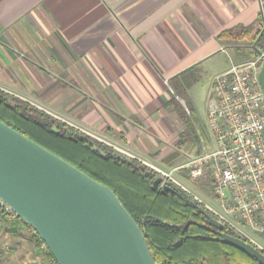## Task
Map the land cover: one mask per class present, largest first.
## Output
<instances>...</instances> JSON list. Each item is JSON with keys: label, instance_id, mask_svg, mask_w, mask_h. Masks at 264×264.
<instances>
[{"label": "crops", "instance_id": "crops-1", "mask_svg": "<svg viewBox=\"0 0 264 264\" xmlns=\"http://www.w3.org/2000/svg\"><path fill=\"white\" fill-rule=\"evenodd\" d=\"M262 32L264 0H0V88L168 173L185 130L174 125L198 126L204 64L230 59L209 108L215 78L253 59ZM0 264H54L1 207Z\"/></svg>", "mask_w": 264, "mask_h": 264}, {"label": "water", "instance_id": "water-1", "mask_svg": "<svg viewBox=\"0 0 264 264\" xmlns=\"http://www.w3.org/2000/svg\"><path fill=\"white\" fill-rule=\"evenodd\" d=\"M259 79L264 91V65ZM8 105L15 106L12 101ZM95 150L106 157L100 147ZM0 200L36 231L57 264H160L140 225L110 186L2 120ZM201 211L220 240L264 264V253L255 245L240 234H228L226 221Z\"/></svg>", "mask_w": 264, "mask_h": 264}, {"label": "trees", "instance_id": "trees-1", "mask_svg": "<svg viewBox=\"0 0 264 264\" xmlns=\"http://www.w3.org/2000/svg\"><path fill=\"white\" fill-rule=\"evenodd\" d=\"M256 49L264 50V32L256 42ZM193 72V79L187 82L189 86L200 78L198 71ZM9 101L15 106L10 107ZM0 120L110 186L145 233L158 263L261 264L245 251L220 240L217 229L209 226V219L201 209L219 216L191 192L145 162L1 88ZM186 122L188 129L193 130L191 122ZM95 146L106 152V157L96 151ZM195 184L205 194L214 196L209 177L199 178ZM188 221L195 223L185 230ZM226 232L240 234L264 253L263 248L232 225L228 224ZM259 234L264 240V233ZM46 249L53 263L57 264L48 247Z\"/></svg>", "mask_w": 264, "mask_h": 264}, {"label": "built area", "instance_id": "built-area-1", "mask_svg": "<svg viewBox=\"0 0 264 264\" xmlns=\"http://www.w3.org/2000/svg\"><path fill=\"white\" fill-rule=\"evenodd\" d=\"M263 65L264 50L215 78L208 119L217 147L179 167L192 182L211 179L219 210L207 207L241 233L244 226L264 233V91L259 79ZM180 101L190 113L185 100ZM163 174L174 180L172 172ZM0 207L18 217L2 200Z\"/></svg>", "mask_w": 264, "mask_h": 264}, {"label": "rangeland", "instance_id": "rangeland-1", "mask_svg": "<svg viewBox=\"0 0 264 264\" xmlns=\"http://www.w3.org/2000/svg\"><path fill=\"white\" fill-rule=\"evenodd\" d=\"M230 59L227 55L221 54L214 56L210 60H208L204 64L203 68V78L192 86L191 94L195 99L197 114L195 115L196 120L198 121V126L193 130L188 129L187 122L177 123L174 127L179 131L183 126L185 130H183V134L185 135L182 143H179L177 150L172 152L171 156H175V159L169 164H162L159 168L165 172H172V176L174 181L177 183H182L188 191H191L193 195L196 196L200 201L204 202L207 206L214 207L219 210V206L208 194L201 193V190L197 188L195 182H192L184 170L179 167L190 161L191 159L204 154L206 151L212 150V148H216L215 137L212 133L209 119H208V93H209V79L217 74L222 68L229 65ZM187 132V133H186ZM148 164V163H146ZM149 166L153 167L151 164ZM155 168V167H153ZM156 169V168H155ZM205 197H204V196ZM207 203H206V201ZM239 225H242L241 222L237 219H233ZM242 233L247 236L252 242L257 244L259 247L264 248V242L262 241V237L260 234L256 233L252 229L244 226V228L240 227Z\"/></svg>", "mask_w": 264, "mask_h": 264}]
</instances>
